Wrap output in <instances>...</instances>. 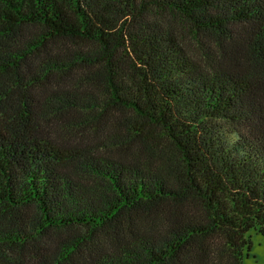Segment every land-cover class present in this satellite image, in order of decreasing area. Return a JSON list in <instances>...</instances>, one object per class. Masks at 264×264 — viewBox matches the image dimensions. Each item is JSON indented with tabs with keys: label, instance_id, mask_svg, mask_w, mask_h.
<instances>
[{
	"label": "trees",
	"instance_id": "trees-1",
	"mask_svg": "<svg viewBox=\"0 0 264 264\" xmlns=\"http://www.w3.org/2000/svg\"><path fill=\"white\" fill-rule=\"evenodd\" d=\"M264 236V0H0V264H245Z\"/></svg>",
	"mask_w": 264,
	"mask_h": 264
},
{
	"label": "rangeland",
	"instance_id": "rangeland-1",
	"mask_svg": "<svg viewBox=\"0 0 264 264\" xmlns=\"http://www.w3.org/2000/svg\"><path fill=\"white\" fill-rule=\"evenodd\" d=\"M249 235L252 239V247L246 252L245 264H264V236L255 230H251Z\"/></svg>",
	"mask_w": 264,
	"mask_h": 264
}]
</instances>
